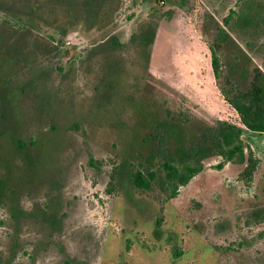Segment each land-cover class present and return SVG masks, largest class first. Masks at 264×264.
<instances>
[{"label": "rangeland", "instance_id": "374dc122", "mask_svg": "<svg viewBox=\"0 0 264 264\" xmlns=\"http://www.w3.org/2000/svg\"><path fill=\"white\" fill-rule=\"evenodd\" d=\"M237 103L264 116V0H0V264H264Z\"/></svg>", "mask_w": 264, "mask_h": 264}, {"label": "trees", "instance_id": "16d2710c", "mask_svg": "<svg viewBox=\"0 0 264 264\" xmlns=\"http://www.w3.org/2000/svg\"><path fill=\"white\" fill-rule=\"evenodd\" d=\"M217 65V62H215ZM236 108L242 113V120L244 123L256 130H264V116L262 115L260 110H256L254 112L251 111V114L249 113L250 108L237 103L235 104ZM221 134L223 135L222 141L220 140V143L218 144V153L227 157L228 159H235V158H244L245 152H244V144L241 140V131L240 129L236 128L233 125L225 124L220 127ZM212 147L201 145L199 147H192L189 156L195 157L198 152H203V154L211 153ZM206 154V155H207ZM186 162L183 163L182 167L183 169L180 171L178 166L172 162H166V166H168V176L172 177H178L179 182L181 184L187 183L191 176L202 169L203 165L202 162ZM135 183L142 188H147L151 185L150 180L144 175L143 172L138 171L135 174ZM177 189V185L175 184L173 187V193H175Z\"/></svg>", "mask_w": 264, "mask_h": 264}]
</instances>
